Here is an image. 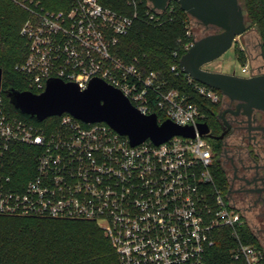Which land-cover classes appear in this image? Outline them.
<instances>
[{"label": "built area", "instance_id": "1", "mask_svg": "<svg viewBox=\"0 0 264 264\" xmlns=\"http://www.w3.org/2000/svg\"><path fill=\"white\" fill-rule=\"evenodd\" d=\"M12 1L27 12L19 31L27 54L15 67L25 90L39 94L50 79L84 90L98 78L140 114L192 127L194 136L131 145L107 123H85L68 113L55 116L52 127L38 125L11 115L0 92V215L94 222L119 264H206L217 230L229 228L234 259L263 264L262 251L237 232L244 220L227 198L226 184L217 182L216 153L198 130L206 116L191 94L117 56L120 37L137 19L160 24L166 9L154 12L146 2L140 11L136 0H127L129 14L98 0L51 1L55 9L42 0ZM186 28L190 37L192 27ZM178 68L172 65L171 72ZM186 76L194 92L220 103L213 88ZM26 160L23 182L17 166Z\"/></svg>", "mask_w": 264, "mask_h": 264}, {"label": "trees", "instance_id": "2", "mask_svg": "<svg viewBox=\"0 0 264 264\" xmlns=\"http://www.w3.org/2000/svg\"><path fill=\"white\" fill-rule=\"evenodd\" d=\"M46 8L55 9L50 4L55 0H42ZM103 6L126 14L132 8L127 0H98ZM137 8H145L147 0H136ZM244 14L246 29H252L261 43L264 54V0H238ZM162 13V22H148L142 17L137 19L132 29L120 37L116 47L119 58L125 62H134L144 72H156L167 80L170 87L183 89L192 96L205 114V122L212 126V120L220 104H212L187 83V76L179 68L178 73L171 72V66H179L181 56L187 51L186 45L194 41L193 31L186 34L187 23L192 30L195 20L175 1H169ZM170 6L173 7L170 11ZM141 14V13H140ZM27 12L12 0H0V68L2 69L1 92L5 106L11 115L38 125L56 124L59 117H50L42 122L20 113L10 103L6 91L14 88L26 89L22 76L15 67L22 63L27 54L25 39L20 28ZM236 61L244 67L247 63L244 52L236 50ZM214 89V88H213ZM222 98L219 90L214 89ZM216 153L215 173L220 185L226 184L225 174L220 167L219 144L207 138ZM28 160L17 166L21 181H26ZM229 228L216 232V243L206 255V264H246L242 258L234 259L236 241ZM243 243L261 246L249 226L244 223L237 228ZM262 251V250H261ZM0 264H119L109 240L101 228L94 222L64 220L39 217H18L0 215Z\"/></svg>", "mask_w": 264, "mask_h": 264}, {"label": "water", "instance_id": "3", "mask_svg": "<svg viewBox=\"0 0 264 264\" xmlns=\"http://www.w3.org/2000/svg\"><path fill=\"white\" fill-rule=\"evenodd\" d=\"M169 1L147 0V3L152 11L161 13ZM172 1L177 2L197 24L193 27V45L179 60L180 70L195 81L219 90L226 98L238 100L250 109L264 111V75L240 77L234 72L225 74L202 68L229 50L235 38L247 31L238 0ZM213 29L217 31H207ZM251 65L254 66L255 62L251 61ZM1 83L0 68V92ZM6 95L15 109L39 122L64 113L85 123L105 122L119 134L127 136L131 145L146 139L160 144L175 135L194 136L192 127L179 126L169 120L158 124L155 114H140L118 89L98 78H93L84 90L74 82L50 79L39 94L9 88ZM198 130L201 135L213 138L207 123L198 124Z\"/></svg>", "mask_w": 264, "mask_h": 264}, {"label": "flooded vegetation", "instance_id": "4", "mask_svg": "<svg viewBox=\"0 0 264 264\" xmlns=\"http://www.w3.org/2000/svg\"><path fill=\"white\" fill-rule=\"evenodd\" d=\"M207 31L215 33L217 30ZM248 34L250 36L246 37ZM239 37L248 63L250 60L255 62L254 66H249L246 75L240 77L264 75V54L259 38L252 29ZM234 41L237 42L236 38ZM219 104L209 134L219 144L226 196L235 208L248 214L245 223L261 246L264 264V111L250 109L244 103L226 97Z\"/></svg>", "mask_w": 264, "mask_h": 264}, {"label": "rangeland", "instance_id": "5", "mask_svg": "<svg viewBox=\"0 0 264 264\" xmlns=\"http://www.w3.org/2000/svg\"><path fill=\"white\" fill-rule=\"evenodd\" d=\"M193 36H194V32H193ZM236 40H237V42L234 41L229 50H227L224 54H222L219 58L215 59L214 61H212L208 64H205L202 68L205 70L221 72V73H225V74H231L234 72L235 75H237V76L246 75L245 73H243L241 71L242 67L236 61V57H235L236 56L235 51L237 49L241 50V52H244V54H245L246 53L245 47H244V44L242 42L241 37H239V36L236 37ZM245 57H246L245 63H247V65L249 67L251 65V60L248 63V58H247V56H245ZM235 209L238 211V213L241 215V217L245 221L248 217V214L246 212H244L243 210H241L240 208H235Z\"/></svg>", "mask_w": 264, "mask_h": 264}]
</instances>
